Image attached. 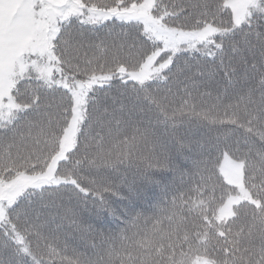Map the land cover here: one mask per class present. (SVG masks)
Returning <instances> with one entry per match:
<instances>
[{"label":"trees","instance_id":"16d2710c","mask_svg":"<svg viewBox=\"0 0 264 264\" xmlns=\"http://www.w3.org/2000/svg\"><path fill=\"white\" fill-rule=\"evenodd\" d=\"M227 2L153 0L167 28L218 30L204 48L175 53L138 21L58 24L53 77H110L87 93L56 164L67 182L28 188L5 209L0 264H264V0L238 24ZM156 52L166 64L156 76L129 78ZM9 93L18 108L0 122V183L43 174L73 113L70 91L33 71ZM224 156L241 165L249 200L220 220L236 194L219 170Z\"/></svg>","mask_w":264,"mask_h":264},{"label":"rangeland","instance_id":"374dc122","mask_svg":"<svg viewBox=\"0 0 264 264\" xmlns=\"http://www.w3.org/2000/svg\"><path fill=\"white\" fill-rule=\"evenodd\" d=\"M258 1L228 0L226 5L233 12L235 24L242 22L250 8L257 6ZM152 4L153 0H144L142 4L131 5L129 8L98 9L85 7L77 0H0V122L7 120L13 110L18 108L9 91L30 70L45 82L67 89L73 97L72 117L62 137L60 149L47 170L40 175L20 174L9 182L0 183V221L5 209L24 190L67 182L66 179L54 175L56 164L65 158L74 145L87 93L110 77L109 74H102L85 81H73L58 75L53 77L56 67L53 63L51 41L61 21L72 15H81V20L85 23H99L108 19L138 21L151 39L161 42L163 48L172 53L180 49L204 48L211 41V36L218 32L210 26L199 31L167 28L151 16ZM157 52L146 61L140 71L129 73V78L144 81L156 76L166 65L155 64ZM219 170L225 181L236 190V194L227 198L218 210V219L222 220L231 216L234 205L249 200V196L243 186L239 163L224 156ZM193 264H204V261L196 260Z\"/></svg>","mask_w":264,"mask_h":264}]
</instances>
